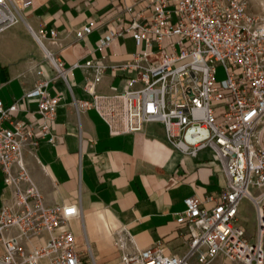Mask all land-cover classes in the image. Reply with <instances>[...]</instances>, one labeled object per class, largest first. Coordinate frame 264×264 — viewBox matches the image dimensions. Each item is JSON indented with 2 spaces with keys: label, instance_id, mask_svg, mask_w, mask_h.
<instances>
[{
  "label": "built area",
  "instance_id": "obj_1",
  "mask_svg": "<svg viewBox=\"0 0 264 264\" xmlns=\"http://www.w3.org/2000/svg\"><path fill=\"white\" fill-rule=\"evenodd\" d=\"M32 4L0 0V32L20 21L21 10ZM102 27L99 49L126 35L137 47L114 68L124 72L123 89L115 96L121 110H102L100 95L81 106L96 107L113 134L139 132L148 122H161L182 151L195 156L211 148L226 183L206 199L197 194L184 198L186 209L176 219L190 232L184 254H166L152 244L123 253L122 263L209 264L220 255L233 264H264V3L256 8L252 0H134L103 19L89 18L76 30V41ZM45 59L53 76L47 78L41 61L30 58L36 82L25 93L38 98L37 123L17 117L18 101L6 106L0 99V170L11 188L10 199L0 208V264H98L90 241L79 243L69 227L81 216L78 204L47 205L24 158L42 139L59 141L52 124L61 96L49 93L50 82L69 84L73 69L89 68L92 60L67 66L49 50ZM218 65L226 71L223 82L215 76ZM85 89L93 93L92 84ZM117 119L122 120L120 129ZM194 126L208 129L209 138L188 143L185 132ZM245 201L257 214L255 240L240 224ZM45 234L44 243L32 244Z\"/></svg>",
  "mask_w": 264,
  "mask_h": 264
},
{
  "label": "crops",
  "instance_id": "obj_2",
  "mask_svg": "<svg viewBox=\"0 0 264 264\" xmlns=\"http://www.w3.org/2000/svg\"><path fill=\"white\" fill-rule=\"evenodd\" d=\"M133 2L33 0L21 10L20 21L0 32V99L6 106L18 101L17 117L27 123L35 124L40 118L38 98L25 97L36 82L29 70L30 58L41 61L47 78L54 72L45 59L46 50L67 66L92 60L89 68L73 69L69 84L50 82L49 93L61 96L52 124L59 141L51 144L42 139L25 151L24 158L47 205L78 204L81 216L71 220L69 227L79 243L90 241L98 264H124L123 253L152 244L160 245L166 254H184L190 232L176 221L186 209L184 198L197 194L206 199L226 185L211 148L195 156L182 151L161 122H148L143 131L113 134L96 107L81 106L82 101L92 102L94 95H100L102 110H121L115 96L125 78L114 68L129 60L137 47L126 35L99 49L106 28L95 29L82 41H76V30L91 17L103 19ZM87 83L93 85V93L85 89ZM122 125V120L115 121L117 129ZM10 197L11 188L0 170V208ZM47 239L45 234L32 244Z\"/></svg>",
  "mask_w": 264,
  "mask_h": 264
},
{
  "label": "rangeland",
  "instance_id": "obj_3",
  "mask_svg": "<svg viewBox=\"0 0 264 264\" xmlns=\"http://www.w3.org/2000/svg\"><path fill=\"white\" fill-rule=\"evenodd\" d=\"M252 2L254 6L258 8L261 4L264 3V0H252ZM215 76L217 80L221 82H223V80L227 78L224 66L222 65L217 66ZM240 213H241L240 224H243L245 228H247V237L251 238L252 240H255L258 234V228H257V214L255 212L254 206L250 202L245 201ZM209 264H233V263L218 255Z\"/></svg>",
  "mask_w": 264,
  "mask_h": 264
},
{
  "label": "water",
  "instance_id": "obj_4",
  "mask_svg": "<svg viewBox=\"0 0 264 264\" xmlns=\"http://www.w3.org/2000/svg\"><path fill=\"white\" fill-rule=\"evenodd\" d=\"M194 132H199L200 135L193 138L192 134ZM184 138L188 143L193 145L196 142L209 138V130L199 126L189 127L185 132Z\"/></svg>",
  "mask_w": 264,
  "mask_h": 264
},
{
  "label": "bare ground",
  "instance_id": "obj_5",
  "mask_svg": "<svg viewBox=\"0 0 264 264\" xmlns=\"http://www.w3.org/2000/svg\"><path fill=\"white\" fill-rule=\"evenodd\" d=\"M43 261H46V260H42L41 262H43ZM48 264H49V262L48 261H46Z\"/></svg>",
  "mask_w": 264,
  "mask_h": 264
}]
</instances>
